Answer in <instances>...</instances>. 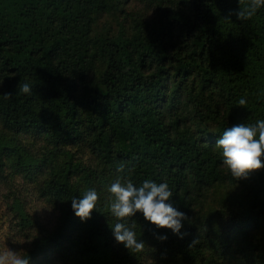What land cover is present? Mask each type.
<instances>
[{"label": "trees", "instance_id": "trees-1", "mask_svg": "<svg viewBox=\"0 0 264 264\" xmlns=\"http://www.w3.org/2000/svg\"><path fill=\"white\" fill-rule=\"evenodd\" d=\"M248 2L0 0V229L29 264H264V168L235 180L216 148L264 120V7L239 20ZM118 176L167 183L183 238L138 212L143 252L118 244ZM89 189L82 222L71 200Z\"/></svg>", "mask_w": 264, "mask_h": 264}, {"label": "clouds", "instance_id": "clouds-1", "mask_svg": "<svg viewBox=\"0 0 264 264\" xmlns=\"http://www.w3.org/2000/svg\"><path fill=\"white\" fill-rule=\"evenodd\" d=\"M264 7V0H249L247 7L239 9L236 16L239 20L252 18L258 9ZM231 15V13H230ZM18 89L24 94H31L32 89L28 83L19 85ZM10 98V94H4ZM246 100L241 98L239 105L243 107ZM216 148L221 150L223 165L227 167L235 180L247 179L249 175L264 168V120L255 124L241 123L227 128ZM124 166L120 165L117 172L123 173ZM109 193L110 211L118 221L111 230L118 244H123L131 252H143L145 244L138 240L136 233L126 221L141 213L147 222L160 229H168L180 238H183L182 221L187 217L170 202L172 192L167 183L157 184L145 180L141 186H134L130 180L118 176L107 188ZM99 199L95 189L86 190L81 198H73L71 207L76 217L82 222L91 218ZM135 223H133V227ZM166 240L167 237H161ZM198 241L194 240L192 245ZM0 264H29V257L21 255V251L6 248L0 251Z\"/></svg>", "mask_w": 264, "mask_h": 264}, {"label": "rangeland", "instance_id": "rangeland-1", "mask_svg": "<svg viewBox=\"0 0 264 264\" xmlns=\"http://www.w3.org/2000/svg\"><path fill=\"white\" fill-rule=\"evenodd\" d=\"M15 185H19V183ZM9 187L10 186H5V188H0V195H5L3 193H6L7 189L9 190ZM30 209L32 212L38 215L36 217H39L40 221L45 225H47L48 222H50L52 219L56 217L52 211H50L47 208H43V206L39 204H34V206H31ZM1 220L2 219H0V224H1ZM15 246L19 248L16 249L17 247ZM25 246H27L25 242H23L20 239H15L14 233H9L8 231H4L0 229V251L5 250L6 248L14 251H21V249H23Z\"/></svg>", "mask_w": 264, "mask_h": 264}]
</instances>
